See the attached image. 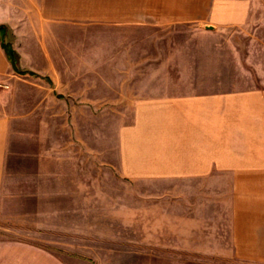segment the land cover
<instances>
[{
	"label": "crops",
	"instance_id": "obj_1",
	"mask_svg": "<svg viewBox=\"0 0 264 264\" xmlns=\"http://www.w3.org/2000/svg\"><path fill=\"white\" fill-rule=\"evenodd\" d=\"M1 1L14 7L5 16L0 13V24L5 25L0 28V84L8 85H0V212L7 206L11 142L25 134L19 127L27 113L17 107L18 96L27 94L14 88L23 81L39 83L38 79L54 83L60 76L57 58L58 66H70L68 54L58 53L52 43L45 49L29 44L21 49L10 32L31 43L33 36L53 33L55 21L61 25L95 20L109 25L112 50L126 54L125 63L116 55L111 68H125L133 77L126 79L133 89L125 87L130 118L110 141L108 177L126 184L186 181L185 190L174 189L175 195L188 196L173 202L174 218L180 221L176 227L192 229L189 236L205 237L206 244H220L223 248L217 251L224 255L264 260V12L255 10L259 0ZM172 24L187 26L174 31L184 40L170 45L172 53L165 54V45L156 38L172 32L164 26ZM235 37L245 40L240 46L245 47L244 57ZM151 47L156 52H150ZM231 54L245 74L236 75V83L227 82ZM75 119L80 132L85 124ZM79 132L66 140L62 165L42 157L36 160L34 178L39 173L44 179L60 178L61 186H38L30 191L34 205H19L21 212L31 215H61L62 224L55 226L78 232L85 227L87 196L96 195L86 189L87 147ZM94 137L101 164V135ZM48 152L53 157V150L46 149L45 155ZM216 180L235 181V193L214 203ZM54 196L63 200L48 201ZM37 224L46 225L41 219Z\"/></svg>",
	"mask_w": 264,
	"mask_h": 264
},
{
	"label": "rangeland",
	"instance_id": "obj_2",
	"mask_svg": "<svg viewBox=\"0 0 264 264\" xmlns=\"http://www.w3.org/2000/svg\"><path fill=\"white\" fill-rule=\"evenodd\" d=\"M0 2V13L5 16L14 6ZM255 10L264 12V0L258 1ZM51 26L53 33L33 36L31 43L25 36L10 32L12 40L21 49L27 44L45 49L52 43L58 53L64 51L68 54L70 66L69 69L58 66L61 62L57 58L54 64L60 76L54 83L38 79L39 83L23 81L14 88V91L27 94L18 96L17 107L18 112L27 114L19 127L25 134L22 139L11 142L10 175L5 182L7 206L0 212V264H264L263 259L224 255L217 251L223 248L220 244H206L205 237L189 236L192 229L176 227L180 221L174 218L173 202L175 199L186 201L188 196L175 195L174 189L185 190L186 181L126 184L108 177L110 141L115 140L117 127L130 118L125 87L133 89L131 82L127 84L126 80L133 77L127 76L125 68H111L117 54L112 50L110 28L106 23L87 20L65 21L60 25L55 21ZM164 26L172 32L156 39L160 40V45H165L161 46L163 53L171 54L172 46L184 40L174 31L187 26ZM235 40L241 48L239 55L244 57L245 47L240 46L245 40L238 37ZM149 49L150 52L157 50L156 47ZM121 53L124 52L117 56L124 62L126 54ZM233 57L231 54L227 82L236 83V75L245 77V74L242 67L235 66ZM243 63L248 65L245 61ZM216 85L214 89L219 88ZM32 92H51L53 95H31ZM73 116L74 119H83L85 127H80V132ZM78 132L86 139L83 166L86 189L96 192L95 196H87L85 227L79 232L55 226L62 224L61 215H31L30 211L21 212L19 209L21 203L26 209L34 205L30 191L37 190L38 186L43 189L61 186L63 180L60 178H40L41 173L34 178L38 172L35 170L36 160L42 157L49 159L51 164L62 165L65 142L71 137L76 138ZM95 133L96 137L101 135V164H98L99 153L94 151ZM46 149L53 150V157L49 152L45 155ZM233 184L235 181H214V203L216 198L234 194ZM21 190L26 195L22 196ZM16 191L18 197H14ZM47 198L58 202L62 199L56 196ZM39 219L47 226L38 225Z\"/></svg>",
	"mask_w": 264,
	"mask_h": 264
},
{
	"label": "built area",
	"instance_id": "obj_3",
	"mask_svg": "<svg viewBox=\"0 0 264 264\" xmlns=\"http://www.w3.org/2000/svg\"><path fill=\"white\" fill-rule=\"evenodd\" d=\"M0 85H2L3 87H7V86H8V85H7V84H5V83H4V84H0Z\"/></svg>",
	"mask_w": 264,
	"mask_h": 264
},
{
	"label": "trees",
	"instance_id": "obj_4",
	"mask_svg": "<svg viewBox=\"0 0 264 264\" xmlns=\"http://www.w3.org/2000/svg\"><path fill=\"white\" fill-rule=\"evenodd\" d=\"M4 26H5L4 24H0V28H1V27H4Z\"/></svg>",
	"mask_w": 264,
	"mask_h": 264
}]
</instances>
